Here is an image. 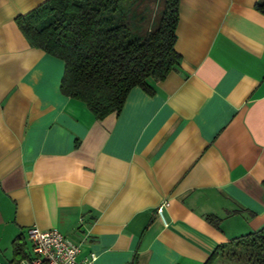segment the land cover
Listing matches in <instances>:
<instances>
[{
  "label": "crops",
  "instance_id": "crops-1",
  "mask_svg": "<svg viewBox=\"0 0 264 264\" xmlns=\"http://www.w3.org/2000/svg\"><path fill=\"white\" fill-rule=\"evenodd\" d=\"M47 1L0 0V264L18 237L29 257L33 227L82 244L78 260L94 253L96 264H208L261 230L262 0H181L180 65L103 120L61 93L65 63L16 25ZM239 256L212 264H251Z\"/></svg>",
  "mask_w": 264,
  "mask_h": 264
},
{
  "label": "trees",
  "instance_id": "trees-1",
  "mask_svg": "<svg viewBox=\"0 0 264 264\" xmlns=\"http://www.w3.org/2000/svg\"><path fill=\"white\" fill-rule=\"evenodd\" d=\"M128 1L49 0L16 18L32 48L65 63L61 93L84 103L97 120L119 114L135 87L152 96L150 81H164L182 61L175 50L181 0H162L156 20L142 32L134 23L145 18L130 15L131 7L125 11ZM256 9L264 15V0ZM207 220L220 225L215 217ZM26 249L18 237L11 264L26 259ZM240 251L249 263L264 264V227L219 246L208 264L223 255L239 258Z\"/></svg>",
  "mask_w": 264,
  "mask_h": 264
},
{
  "label": "built area",
  "instance_id": "built-area-1",
  "mask_svg": "<svg viewBox=\"0 0 264 264\" xmlns=\"http://www.w3.org/2000/svg\"><path fill=\"white\" fill-rule=\"evenodd\" d=\"M166 203L157 209V215L164 220ZM27 241L31 245V254L20 264H96L98 256L90 254L78 260L82 244H76L57 230L42 231L30 228Z\"/></svg>",
  "mask_w": 264,
  "mask_h": 264
},
{
  "label": "rangeland",
  "instance_id": "rangeland-1",
  "mask_svg": "<svg viewBox=\"0 0 264 264\" xmlns=\"http://www.w3.org/2000/svg\"><path fill=\"white\" fill-rule=\"evenodd\" d=\"M133 5V8H132ZM162 0H130L126 3H123L122 6L125 8V11L130 9V15L137 13L138 16L144 17L143 22H136L134 24L140 25L141 32L146 28H149L151 23L156 20L159 10L161 9ZM134 9V10H133ZM139 18V17H138ZM244 254L243 251H240Z\"/></svg>",
  "mask_w": 264,
  "mask_h": 264
}]
</instances>
